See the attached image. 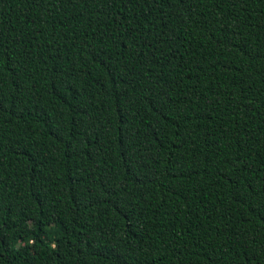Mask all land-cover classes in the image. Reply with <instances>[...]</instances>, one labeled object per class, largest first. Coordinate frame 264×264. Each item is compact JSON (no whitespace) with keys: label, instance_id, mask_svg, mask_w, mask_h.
I'll return each instance as SVG.
<instances>
[{"label":"trees","instance_id":"trees-1","mask_svg":"<svg viewBox=\"0 0 264 264\" xmlns=\"http://www.w3.org/2000/svg\"><path fill=\"white\" fill-rule=\"evenodd\" d=\"M0 264H264V0H0Z\"/></svg>","mask_w":264,"mask_h":264}]
</instances>
